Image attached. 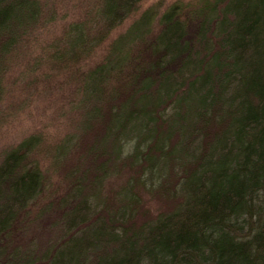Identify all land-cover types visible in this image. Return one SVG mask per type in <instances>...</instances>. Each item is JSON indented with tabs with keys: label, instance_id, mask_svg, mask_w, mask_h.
<instances>
[{
	"label": "trees",
	"instance_id": "16d2710c",
	"mask_svg": "<svg viewBox=\"0 0 264 264\" xmlns=\"http://www.w3.org/2000/svg\"><path fill=\"white\" fill-rule=\"evenodd\" d=\"M142 1L97 0L66 29L58 63L87 60ZM182 11L144 10L103 59L78 68L84 148L72 166L68 140L56 147L73 167L69 193L40 213L59 207L62 239L36 257L18 242L44 190L30 160L40 138L6 153L0 258L11 236L12 252L0 264H264V0ZM41 17V0H0V96L12 55ZM114 178L119 187L103 196ZM154 199L162 208L141 221Z\"/></svg>",
	"mask_w": 264,
	"mask_h": 264
},
{
	"label": "rangeland",
	"instance_id": "374dc122",
	"mask_svg": "<svg viewBox=\"0 0 264 264\" xmlns=\"http://www.w3.org/2000/svg\"><path fill=\"white\" fill-rule=\"evenodd\" d=\"M96 1L41 0L42 17L27 35L28 40L12 55L2 79L0 165L6 153L22 140L31 135H38L40 138V143L30 155V160H36L44 173V190L37 203L30 204V214H25L26 220L22 219L25 233L21 235V242H18L22 244V249L31 251L34 257L41 255L45 249L62 239L63 227L57 217L59 207L54 206L52 210L41 213L40 210L55 198L60 199L69 193V169L73 168L70 166L75 162L74 158L79 159L82 155L79 151L84 148L85 139L81 137V123L85 116L83 105H78L83 99L79 89L78 68L82 72L89 65L93 66L103 59L111 41L125 31L144 10L154 7L160 14L168 7L178 4L182 6L181 14L185 18L188 12L203 0H144L135 14L124 20L104 42L92 50L86 62L77 63L74 67H63V63H58L55 54L57 50L65 51L62 38L66 29L72 22L86 18L88 13L92 14ZM71 137H74V140L69 142ZM66 141L67 148L70 149L66 150L69 153L65 159L70 157L69 161H73L70 166L62 164L63 160L59 161L64 157L58 156L59 151L56 150L58 145H64ZM119 185L120 182L115 178L112 182L105 181L103 196H107L111 190L115 191ZM148 203L145 207L148 211L140 216L141 221H144L145 217H155L162 208L155 199ZM11 248L12 236L5 245L6 253L0 261L12 252Z\"/></svg>",
	"mask_w": 264,
	"mask_h": 264
}]
</instances>
